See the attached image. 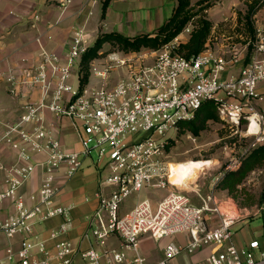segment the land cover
Wrapping results in <instances>:
<instances>
[{"label":"built area","instance_id":"2783aa9c","mask_svg":"<svg viewBox=\"0 0 264 264\" xmlns=\"http://www.w3.org/2000/svg\"><path fill=\"white\" fill-rule=\"evenodd\" d=\"M69 2L60 6L65 9ZM190 30L187 26L179 35ZM179 35L157 50L108 53L92 61L90 77L99 79L101 85L90 90L88 83L82 88L79 84V62L91 46L83 27L74 31L63 56L40 46L38 60L19 72L0 63V83L21 101L20 116L0 123V236L9 241L20 238L17 249L12 244L2 249L0 264H73L76 257L87 264H171L182 254L208 246L215 248L207 264H264L260 241L238 247L232 230L248 215H264V205L241 208L231 197H219L214 191L220 176L240 162L225 167L205 195L194 191L199 201L195 204L183 192L184 183L171 181L173 163L164 154L169 139H163L168 131H177L180 122L192 119L204 102L213 101L218 117L242 140H250L246 150L263 146V43L255 39L252 57L229 74L238 60L236 54L228 63L206 48L187 59L177 53ZM75 66L76 84L72 79ZM117 69L122 72L112 82L110 75ZM33 89L38 91L34 100ZM46 113L69 120L78 135L79 150L65 148ZM9 151L14 153L11 163L5 159ZM92 154L105 173L96 193L97 206L85 218L83 237L104 246L107 238L116 236L130 257L116 248L100 254L92 246L81 250L71 241L56 240L68 230L73 208L56 202L57 177L61 171L67 178L73 176ZM39 167L43 176L38 188L25 194L22 188ZM143 188L165 194L156 202L137 200L122 212L123 202ZM56 216L64 220L58 230L50 232L49 239L55 241L48 248V240L36 228ZM182 234L187 241L168 242L162 257L154 262L140 251L143 236L161 241Z\"/></svg>","mask_w":264,"mask_h":264},{"label":"crops","instance_id":"0c3cea01","mask_svg":"<svg viewBox=\"0 0 264 264\" xmlns=\"http://www.w3.org/2000/svg\"><path fill=\"white\" fill-rule=\"evenodd\" d=\"M63 1L66 0H0V63L3 68L12 66L18 71L22 66L35 63L38 60L40 46L60 56L65 55L71 45L74 31L78 27L84 28L92 42L99 33L101 24L102 33L117 32L127 37H134L156 31L165 21L164 18H161L160 8L166 0H155L159 6L154 10L143 9L146 0H109L103 15L102 5L105 0H70L65 9L60 6ZM167 2L173 4L174 0H167ZM117 3H126V7L116 11ZM113 13H116V16L112 24L111 15ZM35 15L38 16L37 20L34 19ZM208 16L210 17L209 11ZM214 28L215 24H213L211 34L215 33ZM215 34L225 41H231V38L235 36V33H231V31L221 32L219 29H216ZM187 37L188 35L184 36L181 41L186 40ZM114 81H116V76L112 79V82ZM30 96L33 100L36 99L38 91L33 89ZM20 105L21 101L10 96L6 86L0 83V123L17 119L21 114ZM46 119L53 124L54 135L60 139L65 148L69 150L80 149L78 135L73 131L68 119L58 118L49 113H46ZM5 159L10 163L13 162V151L7 152ZM104 173L105 171L97 164L93 154L83 159L81 170L73 176L67 178L64 176L63 171L59 173L57 177L59 190L55 200L60 205H72L73 208L70 213L71 221L68 230L58 236L56 240L71 241L74 246L81 250L92 246L100 251V246L95 245L92 238L86 239L83 235L86 228L85 218L97 206L96 193L99 190V181ZM42 176V169L39 167L31 180L24 185L22 191L28 194L36 190ZM2 179L3 177L0 176L1 182ZM129 209H122L121 211L125 212ZM258 217L264 218V215ZM63 220L61 216L52 217L36 228L39 236L48 240V248H51L55 241L49 239L50 232L58 230ZM240 232L244 240L242 242L234 234L233 242L236 246H245L252 240H258L264 249V237L261 241L253 235L249 228H245L243 225L240 227ZM262 233L264 235V232ZM19 239V237H15L9 241L0 236V255L3 254L2 249L9 244L17 249ZM147 240L151 239L146 236L141 237L140 251L148 257L146 254L148 249L143 244ZM107 243L112 246L116 243L118 247H121V242L116 236L107 238L104 246ZM112 248L116 247L106 249ZM200 257L207 264L206 258L208 255H201ZM171 264H176L174 259Z\"/></svg>","mask_w":264,"mask_h":264},{"label":"rangeland","instance_id":"374dc122","mask_svg":"<svg viewBox=\"0 0 264 264\" xmlns=\"http://www.w3.org/2000/svg\"><path fill=\"white\" fill-rule=\"evenodd\" d=\"M201 0H190L192 8L197 9V2ZM203 5L206 7L204 13L207 18L215 24L214 31L219 29L221 32L231 31L235 33L231 41L223 40L222 38L216 36L215 33L211 34L209 41H207L206 48L210 51L222 56L224 60L228 63L233 62L234 56L236 54L237 62L234 63V67L230 68V73H235L240 65L246 63L252 57V48L255 39H259L264 46V0H203ZM128 4V3H127ZM176 1L173 4H168L167 0L164 5L161 6V18L167 20L171 15L172 8L175 7ZM255 4L256 11L251 18L252 25L255 29L254 38L249 36L247 33L242 34L240 28L245 32V14L247 12L248 6ZM146 6V7H145ZM157 6L155 0H146L144 8L145 10H154ZM173 6V7H172ZM117 10H121L126 7V3L116 4ZM208 11L210 12V17L208 16ZM116 13L111 15V22L114 23ZM240 20L241 23L238 21ZM192 29L191 25H188ZM102 24L99 26V34H102ZM213 29V28H212ZM157 30V29H156ZM149 32V33H154ZM188 34L184 33V36ZM180 36V41L183 40L184 36ZM216 37V38H215ZM97 36L95 37V39ZM95 39L91 42L94 43ZM258 40V41H259ZM110 46L108 44L103 45L100 53H103L104 58L109 52ZM148 50H142L139 53H143ZM264 54V53H263ZM100 63V61H99ZM97 63V64H99ZM91 68V66H90ZM76 72L77 67L75 66L74 72L72 74L73 83L76 84ZM121 69L111 73V78L118 79L120 77ZM101 85V81L97 78L90 77L87 89L98 88ZM177 133V134H176ZM163 139L168 140V149H164V154L166 161L170 163L185 162L188 160H194L200 162V167L195 171L192 178L187 181L186 187L182 188L183 192L192 197V201L195 204H199L198 198L194 191H198L200 194L205 195L209 188L212 180L215 177H219L223 172V169L227 167L230 163L240 162V165L230 171L237 170L243 160L255 149L261 146H253L249 150H246L248 145H250V140H242L239 133L234 129L228 127L219 117L217 121H209L205 130H202L199 135L192 136L189 133H178L175 130H170L163 136ZM228 171V172H230ZM225 174V173H224ZM223 176H220V179ZM219 179V180H220ZM215 191V190H214ZM264 191V160L255 165L251 171L248 172L246 177L234 187L230 193L227 194L226 191L218 190L215 193L219 197H231L239 207L247 209H256L260 204V196ZM165 194L164 190H151L143 188L139 193L131 194L122 204V209H129L133 207L137 200H142L145 198H150L153 202L160 199ZM244 220L242 223H240ZM239 221L233 227V236L237 235L243 242V237L240 232L241 225L245 228H249L253 235L258 237L261 241L264 235V218L258 217V215L246 216ZM173 241L174 243H184L187 241L186 235H175L173 237L165 238L161 241H151L147 240L145 244L148 251L146 254L150 261L158 260L162 255V246H165L168 242ZM115 245L100 246V254L104 252V249L109 247H116L120 252L124 253L126 257H130L131 252L125 247H118ZM119 244V243H118ZM215 247L208 246L197 249L192 254H182L174 261L176 264H205V260L201 258V255H209ZM103 250V251H102ZM198 255V256H197ZM147 257V256H146ZM73 264H87L85 261L76 257Z\"/></svg>","mask_w":264,"mask_h":264},{"label":"trees","instance_id":"16d2710c","mask_svg":"<svg viewBox=\"0 0 264 264\" xmlns=\"http://www.w3.org/2000/svg\"><path fill=\"white\" fill-rule=\"evenodd\" d=\"M176 4L171 15L165 20L154 33L140 34L134 37H127L117 32L102 33L97 35L94 43L81 56L79 62V84L84 87L90 78V64L92 61L103 56L100 53L103 45L110 46L109 53L131 54L139 53L142 50L153 51L161 48L163 45L171 42L177 37L185 27L192 26L188 37L180 41L177 53L184 58L194 57L206 49V44L213 28L212 22L204 13V1L197 2V9L192 8L190 0H175ZM109 0H105L102 5V15L105 12ZM256 11L255 4L248 6L244 16V29L240 28L242 34L247 33L254 38L255 29L252 25L251 18ZM239 23L240 20L238 21ZM218 115L213 101L204 102L195 116L178 124V133H189L197 136L202 130H205L209 121H217ZM177 134V133H176ZM168 149V143L165 146ZM264 160V145L253 150L242 162L241 166L235 170L226 172L215 185V191H226L227 194L234 190L253 167ZM260 205H264V191L260 196ZM259 205V206H260Z\"/></svg>","mask_w":264,"mask_h":264},{"label":"bare ground","instance_id":"6f19581e","mask_svg":"<svg viewBox=\"0 0 264 264\" xmlns=\"http://www.w3.org/2000/svg\"><path fill=\"white\" fill-rule=\"evenodd\" d=\"M198 167H200V162L194 160L171 164V181L176 185H181L182 183L186 185L187 181L192 178Z\"/></svg>","mask_w":264,"mask_h":264}]
</instances>
